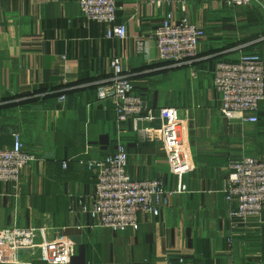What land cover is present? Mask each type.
Returning a JSON list of instances; mask_svg holds the SVG:
<instances>
[{
    "label": "crops",
    "instance_id": "1",
    "mask_svg": "<svg viewBox=\"0 0 264 264\" xmlns=\"http://www.w3.org/2000/svg\"><path fill=\"white\" fill-rule=\"evenodd\" d=\"M168 9L117 0L115 23L125 24L126 35L109 38L107 24L82 15L78 0H0V148L11 146L16 130L39 159L18 183L0 181V233L16 224L42 227L41 239L65 237L74 243L69 264H264V207L229 246L223 194L229 161L264 160V100L258 120L244 121L252 111L220 113L213 85L219 60L250 52L264 60V5L186 0L174 17L186 16L204 36L197 57L181 65L158 57L154 30ZM114 57L148 108L178 110L189 155L187 191L170 195L156 216L138 213V227L123 231L97 226L83 209L96 181L85 161L113 152L119 135L132 178H160L167 189L177 179L162 141L138 140L132 119L118 124L113 100L98 99V86L111 82Z\"/></svg>",
    "mask_w": 264,
    "mask_h": 264
},
{
    "label": "built area",
    "instance_id": "2",
    "mask_svg": "<svg viewBox=\"0 0 264 264\" xmlns=\"http://www.w3.org/2000/svg\"><path fill=\"white\" fill-rule=\"evenodd\" d=\"M142 1L147 8L169 7L154 30L159 59L170 61L173 65L195 59L204 30L184 15L177 19L174 17L178 9L185 10L186 0ZM222 1L232 7L247 6L258 0ZM78 5L87 19L107 24V37L122 38L126 35L125 24L115 23L117 0H78ZM110 66L111 82L98 86V99L113 100L118 124L132 119V130L138 140L162 141L169 171L177 179L176 186L167 189L160 178H132L126 170L127 151L119 135L115 138L113 152L85 161L96 181L89 207L83 206V209L96 220L97 226L123 231L138 227V213L156 216L160 208L168 203L170 195L187 191L182 177L189 169V155L178 110L161 107L154 112L132 92V85L123 74L120 58L114 57ZM213 85L221 94L220 113L252 111L253 115L242 116V120H258L257 111L264 100V60L260 54L243 53L236 61H217L213 70ZM59 99L63 100L64 96ZM154 119L160 120V124L139 125L141 120ZM11 138L10 147L0 148V181L18 183L23 169L39 159L35 153L24 148L18 131H12ZM61 166L66 168V161H62ZM223 194L228 203L226 240L230 246L239 227L258 218L264 207V160L244 156L229 161ZM41 230L42 227H20L16 224L5 227L0 233V262L30 264L38 258L52 264H69L74 243L59 236L41 239Z\"/></svg>",
    "mask_w": 264,
    "mask_h": 264
},
{
    "label": "water",
    "instance_id": "3",
    "mask_svg": "<svg viewBox=\"0 0 264 264\" xmlns=\"http://www.w3.org/2000/svg\"><path fill=\"white\" fill-rule=\"evenodd\" d=\"M262 2V4L264 5V0H260Z\"/></svg>",
    "mask_w": 264,
    "mask_h": 264
}]
</instances>
